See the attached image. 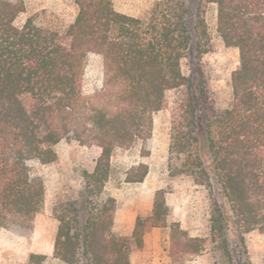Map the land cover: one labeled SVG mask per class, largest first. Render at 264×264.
I'll return each mask as SVG.
<instances>
[{"label":"trees","instance_id":"trees-1","mask_svg":"<svg viewBox=\"0 0 264 264\" xmlns=\"http://www.w3.org/2000/svg\"><path fill=\"white\" fill-rule=\"evenodd\" d=\"M77 16L64 33L22 25L23 0H0V229L27 230L41 211L44 186L28 164L55 161L61 142L100 150L78 198L63 210L53 258L63 264H130L124 238L112 233L115 200L105 194L114 150L143 147L153 115L179 90L182 123L173 131L182 170L204 187L212 206L210 241L221 264H250L244 234H264V0H160L145 17L116 11L110 0H75ZM213 6L216 34L238 51L230 77L231 103L207 104L201 59L209 50L205 12ZM102 62V85L88 88L86 59ZM185 62L188 75L181 66ZM147 167L125 172L142 183ZM162 201L138 219L140 245L147 225L162 224ZM169 256L182 261L201 241L184 231L170 235ZM44 257L31 256L41 262Z\"/></svg>","mask_w":264,"mask_h":264},{"label":"rangeland","instance_id":"rangeland-1","mask_svg":"<svg viewBox=\"0 0 264 264\" xmlns=\"http://www.w3.org/2000/svg\"><path fill=\"white\" fill-rule=\"evenodd\" d=\"M16 1V0H6ZM75 0H23L25 12L15 21L22 25L28 18L45 28L64 33L77 16ZM113 8L133 17H145L160 0H110ZM209 43L201 59L207 105L213 109L227 108L231 103L230 77L239 65L238 51L226 47L216 34L213 6L205 12ZM184 75L188 70L183 62ZM102 62L96 55L86 59L85 82L88 88L102 85ZM179 90L168 93V106L153 115L152 135L143 146L114 150L112 172L104 191L116 202L111 233L124 238L129 249L130 264H221V254L210 241L212 206L207 190L194 184L182 170L180 146L173 140V131L182 123ZM56 159L42 165L28 164L30 172L44 186L42 208L33 225L27 230L0 229V264H26L31 256L44 257L29 264H63L53 258L56 231L63 210L78 198L91 175L100 150L80 146L76 142H61L54 148ZM143 164L147 176L142 183H124L125 172ZM162 201V224H146L139 245L134 238L138 219L151 215L155 199ZM184 231L201 241L200 252L182 261L173 262L169 256L170 235ZM234 258L243 264L235 236L230 235ZM250 264H264V234L253 230L244 234Z\"/></svg>","mask_w":264,"mask_h":264}]
</instances>
